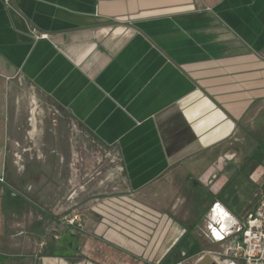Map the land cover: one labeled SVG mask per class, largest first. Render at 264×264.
I'll list each match as a JSON object with an SVG mask.
<instances>
[{
  "label": "crops",
  "instance_id": "crops-1",
  "mask_svg": "<svg viewBox=\"0 0 264 264\" xmlns=\"http://www.w3.org/2000/svg\"><path fill=\"white\" fill-rule=\"evenodd\" d=\"M261 115L264 0H0V264H84L63 227L82 209L94 242L153 264L194 221L213 240L255 208L219 173ZM77 133L110 194L83 200Z\"/></svg>",
  "mask_w": 264,
  "mask_h": 264
},
{
  "label": "rangeland",
  "instance_id": "rangeland-1",
  "mask_svg": "<svg viewBox=\"0 0 264 264\" xmlns=\"http://www.w3.org/2000/svg\"><path fill=\"white\" fill-rule=\"evenodd\" d=\"M252 124L256 129L243 130V138L241 140H232L224 147L222 156H226L227 158L222 157L223 161L220 163L225 162V164L221 165L222 169L219 173L221 175L220 178H222L221 180H225L226 178L227 181L231 180L230 177L233 174L226 175L224 174L225 170L230 172V168H232V170L237 172V175H242L244 188L238 197L245 201L243 206L246 210L255 207L259 198L264 193V142H261V138L264 135V116H258ZM77 142V154L82 155V162L79 164H82L84 175L81 195L83 200H90V198H95L96 196L100 198L110 194L111 189L107 185L109 186L115 178L112 176V178L106 179L108 174L112 175L108 171L113 164L110 162L108 152L93 142L88 135L83 133L78 134ZM85 156L93 159L91 168L85 165V160H83ZM88 171H91L92 174L90 172L88 173ZM97 174L99 175L98 179L94 180ZM226 185L229 186L230 184L228 183ZM91 214L92 212L89 209L77 210L75 213L69 211L66 218L71 219L77 217V220L81 223V230L63 223V227L71 229L76 234H82L83 238L86 239L82 248L83 257L86 256V259L84 258L83 261L84 264H153L154 259H152V262H149L148 258L145 261L139 260L138 258L129 257V255L104 244L94 242L90 236L93 235V229L88 225V221H85L86 217ZM57 215L60 216V212ZM94 222V224L98 223V221ZM238 222H233L229 228H232ZM206 227L207 221H194V225L190 227V236L198 242L201 251L196 256L183 262H180L181 259L178 257L177 262H180L178 264H194L198 255H202L204 252L219 253L222 251L225 242H228L229 239L223 242L214 239L209 240L205 236L207 234ZM51 233L54 232L52 231ZM131 255L133 256V254Z\"/></svg>",
  "mask_w": 264,
  "mask_h": 264
},
{
  "label": "built area",
  "instance_id": "built-area-1",
  "mask_svg": "<svg viewBox=\"0 0 264 264\" xmlns=\"http://www.w3.org/2000/svg\"><path fill=\"white\" fill-rule=\"evenodd\" d=\"M45 38L46 35H40ZM217 205L212 206V211L218 213ZM68 226L81 230V223L77 217L63 219ZM209 232L214 240L225 242L222 251L210 253L217 263V260L224 264H264V193L259 198L255 208L248 213L243 221L238 222L232 228L222 229V222L208 224ZM198 255L196 261L200 258Z\"/></svg>",
  "mask_w": 264,
  "mask_h": 264
},
{
  "label": "flooded vegetation",
  "instance_id": "flooded-vegetation-1",
  "mask_svg": "<svg viewBox=\"0 0 264 264\" xmlns=\"http://www.w3.org/2000/svg\"><path fill=\"white\" fill-rule=\"evenodd\" d=\"M187 234V233H186ZM186 234L185 233H183L182 234V236H181V239L177 242V248L174 250V251H171L166 257H164L158 264H171V262L172 261H175V259H177L178 257H180V262H183V261H185V260H187V259H189V258H191V257H193L192 255H189L188 254V251H186L184 248H180V246H179V243H180V241L182 240V239H184V237L186 236ZM71 237H74V236H71ZM59 240H61V242L63 243V240H62V238L61 239H59ZM189 244H188V246L191 248L192 247V242H190V240H189V242H188ZM72 244H70V243H67L65 246H62V247H60V252H64L65 251V247H67V248H72V246H71ZM65 254H68V253H65ZM180 262H178V263H180ZM178 263H175V264H178Z\"/></svg>",
  "mask_w": 264,
  "mask_h": 264
},
{
  "label": "trees",
  "instance_id": "trees-1",
  "mask_svg": "<svg viewBox=\"0 0 264 264\" xmlns=\"http://www.w3.org/2000/svg\"><path fill=\"white\" fill-rule=\"evenodd\" d=\"M190 230H191V228L188 230V232H187L186 236L184 237V239H182L180 241L179 246H180V248L182 247L186 251H188L189 255L193 256V255L198 254L201 251V249H200V246H199L198 242L196 240L192 239V237L190 236ZM189 240H190V242H192V247L191 248L188 246ZM177 260H178V258L175 259V261H172L171 264L178 263L179 261L177 262Z\"/></svg>",
  "mask_w": 264,
  "mask_h": 264
},
{
  "label": "water",
  "instance_id": "water-1",
  "mask_svg": "<svg viewBox=\"0 0 264 264\" xmlns=\"http://www.w3.org/2000/svg\"><path fill=\"white\" fill-rule=\"evenodd\" d=\"M217 264L211 257L209 252H204L202 256L195 262V264Z\"/></svg>",
  "mask_w": 264,
  "mask_h": 264
},
{
  "label": "bare ground",
  "instance_id": "bare-ground-1",
  "mask_svg": "<svg viewBox=\"0 0 264 264\" xmlns=\"http://www.w3.org/2000/svg\"><path fill=\"white\" fill-rule=\"evenodd\" d=\"M218 212H219V211H218ZM219 213H220V214H221V216H222V213H223V212H222L221 210H220V212H219ZM220 214H219V215H220ZM201 256H202V255H201ZM201 256H200V257H201ZM194 264H195V263H194ZM206 264H208V263H206ZM217 264H224V263H222V262H220V261H218V260H217Z\"/></svg>",
  "mask_w": 264,
  "mask_h": 264
}]
</instances>
